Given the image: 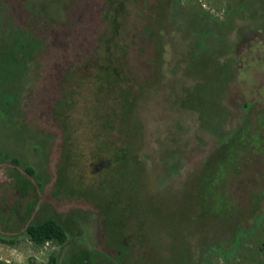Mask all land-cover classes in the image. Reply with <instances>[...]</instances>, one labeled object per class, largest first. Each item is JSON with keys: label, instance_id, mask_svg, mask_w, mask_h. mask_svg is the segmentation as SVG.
Wrapping results in <instances>:
<instances>
[{"label": "rangeland", "instance_id": "374dc122", "mask_svg": "<svg viewBox=\"0 0 264 264\" xmlns=\"http://www.w3.org/2000/svg\"><path fill=\"white\" fill-rule=\"evenodd\" d=\"M49 217L65 243L29 238ZM0 237V264H264V0H0Z\"/></svg>", "mask_w": 264, "mask_h": 264}, {"label": "trees", "instance_id": "16d2710c", "mask_svg": "<svg viewBox=\"0 0 264 264\" xmlns=\"http://www.w3.org/2000/svg\"><path fill=\"white\" fill-rule=\"evenodd\" d=\"M26 169L31 173L34 172L33 167L27 166ZM26 231L29 238L37 245H42L49 240H55L62 244L68 239V233L64 225L54 217H49L39 222H30L26 227ZM0 240L15 242V239L7 240L1 237Z\"/></svg>", "mask_w": 264, "mask_h": 264}]
</instances>
